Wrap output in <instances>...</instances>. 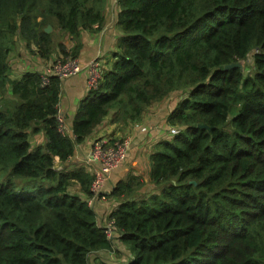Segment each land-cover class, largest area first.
<instances>
[{
  "label": "trees",
  "instance_id": "obj_1",
  "mask_svg": "<svg viewBox=\"0 0 264 264\" xmlns=\"http://www.w3.org/2000/svg\"><path fill=\"white\" fill-rule=\"evenodd\" d=\"M107 1L0 0V264H264V0H116L110 67L66 131L62 78L10 77L12 46L20 37L42 59L77 60ZM38 16L73 46L55 45ZM175 95L149 179L118 182L102 221L95 173L55 158L106 119L129 125Z\"/></svg>",
  "mask_w": 264,
  "mask_h": 264
},
{
  "label": "crops",
  "instance_id": "obj_2",
  "mask_svg": "<svg viewBox=\"0 0 264 264\" xmlns=\"http://www.w3.org/2000/svg\"><path fill=\"white\" fill-rule=\"evenodd\" d=\"M116 14V0H108L105 5V22L102 27L98 28V30H95L96 28L93 30H84L80 34L82 47L77 60L83 67L81 70L82 72L80 71V74L72 77L62 78L61 81L59 112L61 115H63L65 123H68V125H66L69 128L75 116L79 101L83 99L84 96H86L89 92L87 85L88 72L85 67L88 65L90 59L100 58L102 60L101 62L106 68L110 67L112 52L116 47L117 38L121 34L120 27L117 23ZM103 30L104 33H102ZM60 42L65 44L66 49L71 48L74 44L69 35L66 40H60L58 43ZM58 43H55V45ZM35 53V59L27 58L25 60L26 64L35 66V69H32L29 66H18L19 69L16 70L18 72L14 75L10 74V77L19 78L21 74L27 70L41 71V73H45L50 65L46 69L45 67L48 65V63L52 62V59H42L39 57L37 52ZM54 56H56V54H54ZM173 97L174 96H171L170 98H165L162 101L155 103L149 107L146 113H144L143 118L145 116L147 117L146 132L138 131V129L136 130L139 133L136 131L130 132L133 138V144H131L129 148L128 156L118 168L110 172L111 175L109 180L104 185V192L102 194L106 197V200L101 201V199H97L94 203V208L102 221L106 219L108 213L113 209L114 205L117 204L118 199L115 196H110V193L118 182L125 181L130 176H137V180L142 178L143 182H146L149 179V169L151 166L150 154L154 150L156 144L163 138H166L161 134L160 124L166 123V130L169 132L167 117L169 112L175 106L173 103ZM171 100L172 102L168 104V102ZM142 119L134 122L133 125L140 122ZM131 124L132 123L129 125ZM120 126L121 125L112 124L109 119H106L103 124L99 125L95 129V131L86 139L84 143L77 146L72 157H70L64 163H60L61 167L65 166L68 168H73L75 166H86L90 169H93L94 165L85 164L86 157L88 156L85 154L88 153L91 141L98 136H106V134L113 136L124 135V131L119 129ZM34 136L38 139L42 138L41 134ZM56 159L59 158L57 157ZM78 190L79 186H77L75 191ZM142 190H145V188ZM123 260H127L126 256L123 258Z\"/></svg>",
  "mask_w": 264,
  "mask_h": 264
},
{
  "label": "built area",
  "instance_id": "obj_3",
  "mask_svg": "<svg viewBox=\"0 0 264 264\" xmlns=\"http://www.w3.org/2000/svg\"><path fill=\"white\" fill-rule=\"evenodd\" d=\"M70 62H75L72 67H67L66 65ZM100 63L98 62H89L85 67L88 72L87 85L89 91L93 88H96L102 79V71L100 68ZM83 69V67L77 62V60L67 59L63 62L59 58H55L51 65L47 68L45 73H42V79L44 82H49L50 75H59L61 78H65L70 75L77 74ZM59 126L61 129L69 130V127L65 123L63 115L59 112L58 116ZM171 132H178L177 129L172 128ZM106 140L104 143H94L92 147V152L88 154L87 163L92 164L96 163L97 167L95 168V179L93 180L92 189L95 192L96 196H99V199H105L106 197L102 194V191H99L104 179L109 177V173L114 169L118 168L127 158L129 149H126L125 146H122L120 139H115L112 137L102 138ZM130 140L129 138H127ZM96 140V139H95ZM114 142V146L111 143ZM101 145V146H94ZM106 145V146H105ZM92 201L90 200L89 203ZM110 233V231H109Z\"/></svg>",
  "mask_w": 264,
  "mask_h": 264
},
{
  "label": "rangeland",
  "instance_id": "obj_4",
  "mask_svg": "<svg viewBox=\"0 0 264 264\" xmlns=\"http://www.w3.org/2000/svg\"><path fill=\"white\" fill-rule=\"evenodd\" d=\"M117 9H118V6H117ZM38 15V13H37ZM38 21H40V27L45 29L47 28L49 25L51 26V30L49 31L50 33L52 32V36H53V39L55 41V43H58L60 40H66L67 37H68V34L65 33V32H62L58 29V26L53 23V22H49V21H43L42 17L41 16H38ZM95 30H98V29H95ZM94 30V31H95ZM102 33H104V30L102 31ZM36 49H35V46L33 44H28L25 40H23L22 38L20 37H17L15 39V42L12 46V52H11V57H10V71L9 73L14 75L15 73H17L19 68L18 66H29L31 67L32 69H35L36 67L35 66H32L30 64H26L25 60L27 58L29 59H35V56H36V53H35ZM102 60L100 58H93V59H90L89 62H98L100 63L101 67L102 68H105L107 69L106 67H103L104 64L101 62ZM77 62H79L77 60ZM241 64H242V67L244 66L246 69H250L251 68V64L250 62H252V59H249L248 61L246 60H241L239 61ZM75 64V62H70L68 63L66 66L67 67H72L73 65ZM51 65V63H48V65L45 67V69ZM82 72V71H81ZM81 72H78L77 74H74V75H70V76H67L65 78H68V77H72V76H75V75H78L80 74ZM173 103L176 105V103L179 101V97L176 98V95L175 97H173ZM80 102V101H79ZM172 102V100L170 102H168V104H170ZM109 121H110V118H108ZM146 119L147 117L145 116L140 122L136 123L133 125V123L131 125H122L119 127L120 130H123L124 131V135H119V136H113V135H110V134H106V136H98L96 137L95 139H93L91 141V144L89 145V149H88V153L85 154L86 156L92 152V147H93V144L95 143H104L106 140L102 139L104 137H109V136H112V138H118L121 140V144L122 146H125L126 149H129L131 144H133V138H132V135L130 134V132L132 131H136L137 133H139L138 131H141V132H146L147 130V126H146ZM66 124L68 125V123L66 122ZM160 127H161V134L164 135L165 137H169L170 136V132H168L166 129H167V125L166 123H163V124H160ZM138 129V131L136 130ZM109 135V136H108ZM148 136V135H147ZM127 138H129L130 140H128ZM111 145L114 146V142L111 143ZM158 145V143L156 144ZM94 146H101V145H94ZM106 146V145H105ZM156 147V146H155ZM154 147V149H155ZM84 155V156H85ZM88 157V156H87ZM87 157H86V160H85V164H88L87 162ZM57 158V157H56ZM55 158V162H56V165L58 168H62L61 165H60V160L59 159H56ZM59 158V157H58ZM93 166V169H91V171H93L95 173V168L97 167V164L96 163H92ZM110 173H109V177H110ZM109 177H106L104 179V182L102 183V186L100 187L99 191H102L104 192V185L105 183L109 180ZM106 199H102L101 201H105ZM109 254V253H107ZM123 255H129V251H122V252H119L118 256L119 257H122Z\"/></svg>",
  "mask_w": 264,
  "mask_h": 264
},
{
  "label": "water",
  "instance_id": "obj_5",
  "mask_svg": "<svg viewBox=\"0 0 264 264\" xmlns=\"http://www.w3.org/2000/svg\"><path fill=\"white\" fill-rule=\"evenodd\" d=\"M51 30V26L49 25L47 28H45V31L47 32V33H49V31ZM234 66H242V64L240 63V62H238V63H231V64H227L226 66H225V68L226 69H229V68H232V67H234ZM200 127H207L206 125H204V124H202V125H199Z\"/></svg>",
  "mask_w": 264,
  "mask_h": 264
}]
</instances>
